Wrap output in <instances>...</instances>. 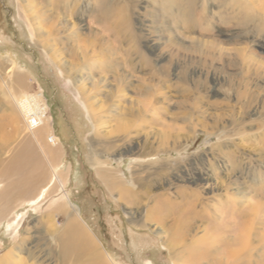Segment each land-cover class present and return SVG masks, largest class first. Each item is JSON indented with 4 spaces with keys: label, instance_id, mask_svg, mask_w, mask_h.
Here are the masks:
<instances>
[{
    "label": "rangeland",
    "instance_id": "1",
    "mask_svg": "<svg viewBox=\"0 0 264 264\" xmlns=\"http://www.w3.org/2000/svg\"><path fill=\"white\" fill-rule=\"evenodd\" d=\"M34 1L32 6H34L35 12L37 10L50 12L53 8L54 0ZM83 1L88 3L84 4V10L79 11L80 15H77L79 13L76 12L75 17L69 18L71 20L69 25L81 21L80 37L88 36V28L90 27L101 30L110 24V22L94 20L96 0H77V3L80 4ZM224 1L229 5V0ZM224 1L195 0V7H193L199 9L196 13L198 18L192 15L190 20L184 14L185 10L182 9V3L179 0H175L174 4L166 3L165 0H160L158 3L153 0H132L135 7L132 10V30L137 31L142 24L147 33L141 48L147 55L146 64L142 72H136V74L143 75L146 83L155 84L160 80H152L150 78L151 72L158 65H161L166 73L163 77L165 79L163 85L158 88V99L155 96L149 99L143 96L142 84L144 83H141V80L136 78L137 76L125 79L124 82L128 85L122 94L119 93V83L113 75L119 73L122 65L114 67L108 72L110 75H106L98 67V63L106 58L104 56L103 58L100 57L96 66L91 69L92 56H95L96 52L84 41L76 39L78 37L74 34L70 35L68 31V35L62 32H53L50 22L47 21L38 23L35 18H32V14L29 15V9L26 7L28 0H0V144L9 139L6 150L0 151V162L9 158V155L12 154L10 149L16 146L20 136L18 134L20 128L18 132L15 131L13 124L9 122V114L11 113L9 108L12 107V100L4 80L8 81L9 84L11 74L24 73V88L22 86L20 89L15 83L14 86L11 84L10 86L17 96H20L24 90L31 93L40 92L42 101L48 104V115L52 119L51 128L53 130V135L50 132L48 141L54 144V137H61L63 140L61 144L62 155L55 160V163L57 162L58 170L68 174L66 178L69 202L75 206L77 211H74L75 215L84 229L90 233L104 255H109L116 264H174L163 245V237L159 227L154 223H148L146 227L132 223V213L135 210L137 211L136 215L138 212L141 213V206L120 199V191L108 188L98 175L96 167L94 168L91 163L92 149L90 143L92 139L95 137L102 138L104 132L109 130L111 125L115 124L124 114L125 116L128 113L141 114L148 121L160 119L161 125H159L160 127L157 125L156 129L174 133L182 128L180 132H186L185 134L188 135L186 144L189 146L186 150L175 152V156L180 157V159H175L172 162L169 168L170 172H168L169 176L164 178L165 180H160L161 183L171 184L169 189L172 191L178 192L185 187L190 189L200 187V182L196 180L199 179L200 175L206 174L208 169H213L211 162L203 157V154L207 152H215L214 154L219 157L220 167L222 166L221 161L227 154L239 158L235 151L236 148L234 149L232 145L234 141L240 144L238 150L242 153L247 151L249 154L250 151H255L249 146L252 143L257 148H261L262 153L264 152L263 141L258 138L250 137L249 140H246V137L249 136H245L246 139H243L244 137L235 134V132L222 136L218 134L217 129L211 128L212 124H216L218 121L213 120V116L209 113L220 112L227 105L228 96L230 101L235 103L236 92L244 90L248 86L244 84L242 86L240 76H237L238 78L234 77L235 86L230 87L233 76L231 72L240 71L238 66L229 63V59L233 55L230 50L242 47L247 50L244 51L246 55H250L252 52L254 53L253 56L264 58V35H260L261 33L257 32L255 28L248 31L237 26L234 23L235 16L238 14L237 10L225 7ZM145 4H149L146 10L143 8ZM189 7L192 10L191 5H188L186 9L191 11ZM155 9H160L162 12L159 13L166 15L163 24L151 21L153 20L151 13ZM139 12L144 13V16H140L141 21L137 20ZM231 12L234 13L232 20L229 19ZM194 19L198 20L195 22ZM66 20L61 19L58 26H65ZM204 21L208 22L205 23ZM197 22L201 23L197 24ZM188 23H192V29L187 26ZM39 25L42 28V33L36 31ZM49 31L52 35L47 33ZM202 37L204 39H217V51L214 56L212 52L206 51L204 55L196 50L193 41ZM147 40L159 48L160 58H157L154 52L145 46ZM72 53H76L75 56H77L73 61L75 65L71 64L73 59L71 55H74ZM96 58L98 59V56ZM104 74L108 77L106 81L101 78ZM260 79L258 80L259 84L264 83V77ZM253 90L256 93H264V89L261 88ZM79 98L82 101L84 99V104ZM157 101H160L159 106H156ZM96 114H100V117L107 122L96 125L93 118L101 119ZM18 117L19 123L21 122L20 127H22L23 118ZM186 118H191V121L188 122L185 120ZM225 119L226 121L223 120L218 123L227 126L229 117L227 116ZM101 121L103 122L102 119ZM228 122L230 121L228 120ZM253 123L258 124L257 121ZM230 124L231 126H227L228 128H232L233 122L231 121ZM190 126L193 128L191 131L189 130ZM98 127L102 130L100 131L102 135L98 134ZM207 132L210 133V136L207 135ZM107 136L111 135L107 134ZM222 140L227 142L224 143L225 147L222 144L218 145ZM183 142L185 143V141ZM36 149L39 150L38 147ZM254 153H258V151ZM116 157L113 153L109 155V158L113 160V167L118 169L120 177L126 180L127 184L137 189L131 182L135 171L132 164L137 162V157L131 155L122 156L121 159L119 157L122 160L121 163L116 162L118 160ZM252 159L254 160L252 165L246 163ZM246 161L244 162L247 167H254L252 169H256L260 163L253 156ZM220 167L218 168L220 176L231 172L230 177L232 184L235 182L234 187L236 182L242 183L241 185L246 192L242 193L243 206L248 209L252 208L258 199L253 197L255 196V189L251 181L252 175L245 173L241 165L236 170L231 168L230 171H225ZM46 169L49 173L50 168L46 167ZM257 172L258 170L254 172L258 176L255 182L264 183L262 180L264 175ZM7 180V178L0 176V191L1 187L8 182ZM180 193L182 195V192H179V195ZM32 196L34 197V193ZM175 201H178V198H175ZM16 203L18 206L21 204V200ZM14 204L11 205V208ZM249 206L251 207L249 208ZM143 211L146 213L147 207ZM144 212L142 213L145 214ZM39 215L40 213L36 211L35 207L30 202H26L20 205L13 215L6 216L0 221V257L15 244V235L12 230L18 227L21 235L24 234L27 237V244L24 247L34 251L35 256H37L36 259H39L37 264H71V262H64L58 255L56 240L50 233L46 232L50 228L49 222L46 220H41V222ZM13 216L15 218L12 221ZM56 220L58 225L64 222L60 216H56ZM39 227L44 229L47 240L35 243L33 240L36 235L38 236ZM202 228L204 227L202 226ZM20 255L24 259V264L34 262V258L30 260L26 250ZM82 260L80 264H91V261L86 257Z\"/></svg>",
    "mask_w": 264,
    "mask_h": 264
},
{
    "label": "bare ground",
    "instance_id": "2",
    "mask_svg": "<svg viewBox=\"0 0 264 264\" xmlns=\"http://www.w3.org/2000/svg\"><path fill=\"white\" fill-rule=\"evenodd\" d=\"M153 1L155 3L160 2V0ZM174 1L165 0L166 3L173 4ZM179 1L182 3V9L185 10L184 14L189 19L192 15L198 18L196 13L199 9L194 8L195 0ZM33 2L35 1L28 0L26 7L29 9V15L32 14V18H35L38 23L50 22L53 32L67 34L68 31L70 35L74 34L78 37L76 39L84 41L96 52V55L92 56L91 69L96 66V62L100 60V57L103 58L104 56L106 58L98 63L102 73L110 75L108 74L109 71L122 65L119 73L113 75L119 83V93L122 94V91L128 85L124 82L125 79L137 76L136 78L144 83L142 84L144 88L143 96L149 99L155 96L158 99V88L163 85L162 83L165 81L163 77L166 75L161 65H158L151 72L150 78L152 80H160L155 84L146 83L143 75L136 74V72H142L146 64L147 55L141 48L147 33L142 24L138 30L136 29L137 31L132 30V10L134 7L132 0H96L94 20L110 22V24L101 28V30L100 28L93 29L94 27H90L88 28L89 35L84 37H80L79 34L81 21L69 25L71 21L69 18L75 17L76 12L79 13L77 15H80L79 11L84 8V4L88 3L87 1L79 4L77 0H54L50 12H39L38 10L35 12L34 6H32ZM229 2L230 7L225 1L224 5L228 9L237 10L238 14L235 16L236 20L234 21L237 26L248 31L255 28L257 32L261 33L260 35H264V0H229ZM188 5L192 6V10L189 7L191 11L186 9ZM47 6L49 7V4ZM148 6L149 4H145L143 8L146 10ZM160 9H155L151 13L153 23L163 24L165 22L166 15L164 13L160 14L159 12H162ZM232 12L229 15L231 20L234 16ZM140 16H144V13L139 12L138 21H141ZM61 19H67L63 27L58 26ZM199 23L197 22V24ZM191 25L192 23L187 24L190 29L193 27ZM36 31L38 33L43 32L40 25L37 26ZM47 33L52 35L51 31ZM216 40L215 38L212 40V38L204 39L202 37L197 38L193 43L199 53L204 54L208 51L212 52L214 56L218 44ZM145 46L154 52L157 58L161 57L160 52H158L159 48L156 45L150 44V41L147 40ZM232 49H229L230 53H233L229 63L238 66L240 71H237V73L231 72L233 76L230 87L235 86L234 77L238 78L237 76H240L242 86H248L244 90L236 92L235 103H232L228 96L226 99L228 103L220 112L209 113L213 116V120L218 122L226 121L225 118L228 116V120L233 122L232 128H228L231 126L228 120V127L217 122L212 124L211 128L217 129L218 134L222 136L235 132V134L244 137L243 139L258 138L264 144V121H262L264 120V93H256L253 90L257 88L264 89V83L259 84L258 82L260 78L264 77V58L253 56L254 53L252 52H250V55H246L244 51L247 50L242 47ZM72 54L74 55H71L73 58H71V64L75 65L73 61L77 56H75L76 53ZM213 59L215 60V57ZM105 74L101 76L104 81L108 79ZM24 76V73L11 74L9 84L8 81L4 80L6 87L9 89V97L12 100V107L9 108V112H11L9 122L13 124L15 131L18 132L20 128L18 132L20 136L16 146L10 149L12 154L9 155V158L7 157L8 159L0 162V176L8 179V182L1 187L0 191V221L6 216L13 215L20 205L30 202L36 211L40 213V221L46 220V222H49L50 228L45 230L56 240V251L64 262L80 264L83 261L82 258L86 257L91 261V264H116L109 255H104L90 233L84 229L75 215V212H77L75 206L69 202L66 178L68 174L58 170L57 162L55 163V160L62 155L61 144L63 140L61 137H54V144L48 141V136L53 135L52 119L48 115V104L42 101L40 92L31 93L24 90L20 96H17L10 86V84L14 86L15 83L20 89L22 86L24 88ZM79 100L84 104V99L82 101L79 98ZM159 105L160 101H157L156 106ZM129 114H126V116L124 114L115 124L111 125L109 130L104 132L102 138L95 137L90 144L92 149L91 163L94 168L96 167L97 173L104 184L110 189L120 191V199L141 206V213L138 212V215H136V210L132 213L131 222L141 227H146L148 223H154L159 227L158 229L163 237V245L174 264H264V183L255 182L258 176L254 173L258 170L259 173L264 175V152L260 151L261 148H257L253 143L249 145L253 150L258 151V153H254L255 151L249 152L260 161L259 164L256 162V165L258 164L256 169L249 166L248 169L246 163L251 164L254 160L246 161L252 156L247 151L240 152L238 150L240 144L235 141L232 145L234 149L236 148L235 151L239 158L227 154L228 157L224 156L225 158L221 161V167L219 157L214 154L215 152H207L203 154V157L211 162L213 169H208L206 174L200 175L199 179L196 180L200 182V187L198 189L185 187L178 192L172 191L169 189L171 184L161 183L160 180L169 176L168 172H170L169 168L172 162L175 159H180V157L175 156V152L186 150L189 146L186 144L188 142L187 138H189L188 135L185 134L186 132H180L182 128L174 133L156 129L157 125H161L160 119H150L148 121L141 114L127 116ZM96 115L103 120L102 122L101 119L94 117L96 125L97 123L107 122L100 117V114ZM18 116L23 118V129L20 127L21 122L19 123ZM185 120L190 122L191 118ZM254 121H257L258 124L255 125ZM203 125L206 124L203 123ZM192 129L190 126L189 130ZM98 131V134H101L100 131L102 130L99 127ZM50 132L52 133L50 134ZM107 134L111 136H107ZM207 135L210 136V133L207 132ZM245 136L249 137L245 138ZM8 140L0 144L1 152H4L8 147ZM225 141L222 140L218 145L222 144L225 147L224 143H227ZM112 153L117 156L116 159L118 160L116 162L119 163L122 161L120 160L122 156L137 157V162L132 164L135 171L131 178L132 184L137 189L127 184V181L120 177L118 169L113 167V160L109 158ZM205 160L201 161L204 162ZM240 165L245 173L252 175L251 181L254 184V187H252L255 189V196L253 197L258 198L252 208L249 206L250 209L243 206L242 193L245 191L241 185L242 183L236 182L234 187L235 182L234 184L231 182V172H227V175L223 176L218 174L219 167L225 171H230L232 169L236 170ZM46 167L50 168L49 173H47ZM170 181L172 182V179ZM232 191L233 193H231ZM179 192H182V195L181 193L179 195ZM33 193L34 197L32 196ZM175 198H178V201H175ZM20 200L21 204L17 206L16 202ZM154 201L156 202L154 203ZM12 204L15 206L13 205L11 208ZM146 207L147 212L145 213L143 210ZM56 216H60L64 220L61 225H58ZM14 218L15 216L11 220L13 221ZM39 229L38 236L35 234L36 238L33 240L35 243L47 240L44 229L40 227ZM12 231L15 235V244L0 257V264H24V259L20 255L24 250H26L30 260L34 258L32 264H37L39 259H36L35 252L24 247L27 244V237L24 234L21 235L18 227Z\"/></svg>",
    "mask_w": 264,
    "mask_h": 264
}]
</instances>
